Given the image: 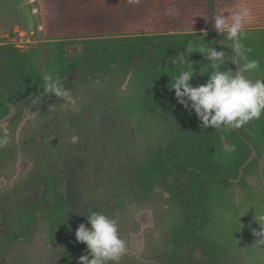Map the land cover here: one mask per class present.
Returning a JSON list of instances; mask_svg holds the SVG:
<instances>
[{"label":"rangeland","instance_id":"374dc122","mask_svg":"<svg viewBox=\"0 0 264 264\" xmlns=\"http://www.w3.org/2000/svg\"><path fill=\"white\" fill-rule=\"evenodd\" d=\"M147 2L151 9L135 11L142 16L130 31L217 33L206 21L208 0ZM222 8L247 9L243 39L255 51L264 49V0H216L214 13ZM47 14L39 0H0V44L34 51L35 63L46 72L53 42L105 36L57 33L66 24L53 29ZM97 74L68 78L62 85L70 90L69 100H18L0 119V136L9 138L0 148V234L10 227L16 206L42 201L44 176L57 168L78 223L90 226L85 216L92 211L118 217L127 245L118 264H164L181 210L169 193L171 180L143 182L141 167L148 147L164 138L166 127L139 107L131 73ZM245 75L255 80L264 77V70ZM73 136L79 138L76 143ZM221 147L219 160L229 166L228 177L212 196L205 235L227 251L225 264H264V246L253 235L260 229L255 219L264 214V137L256 125L246 124L222 137ZM0 264H61L46 223L37 225L30 240L0 239Z\"/></svg>","mask_w":264,"mask_h":264},{"label":"trees","instance_id":"16d2710c","mask_svg":"<svg viewBox=\"0 0 264 264\" xmlns=\"http://www.w3.org/2000/svg\"><path fill=\"white\" fill-rule=\"evenodd\" d=\"M216 0H208L210 18ZM175 32H134L118 36L62 38L49 47L46 72L38 68L33 52H26L11 43L0 44V119L18 100L40 101L46 74L59 76L62 84L71 76L98 75L111 70L131 73L137 80L135 96L139 107L166 127L164 138L148 147L142 164V181L171 180L169 193L180 207V224L172 235V248L164 264H225L227 251L209 240L205 230L209 222V204L214 191L226 181L229 166L220 163L221 138L237 129L202 128L193 110L177 102L169 88L171 76L193 64L196 72L190 83H204L211 69L200 52L193 51L184 64L177 54L189 42L199 48L231 44L222 35ZM0 42H2L0 40ZM247 59L258 60L257 70H264V49L255 51L249 40H242ZM49 46V45H46ZM228 62L222 70H236L231 62L234 53L224 48ZM243 61V60H242ZM46 96L42 98L45 99ZM248 124L256 125L264 137V114ZM64 176L53 168L44 176L41 202L20 204L12 211V223L0 239L5 242L30 240L37 225L45 222L49 238L58 250L61 264H78V257L87 254L86 245L77 242L78 223L62 188ZM196 252L198 253L196 255Z\"/></svg>","mask_w":264,"mask_h":264},{"label":"clouds","instance_id":"9594fccd","mask_svg":"<svg viewBox=\"0 0 264 264\" xmlns=\"http://www.w3.org/2000/svg\"><path fill=\"white\" fill-rule=\"evenodd\" d=\"M138 3L139 0H129ZM227 12V15L224 13ZM248 10H229L222 8L215 12L210 19L218 35L231 44H224L217 50L216 47H195L191 42L184 46L185 51L177 54L179 63L184 64L188 56L197 51L204 55L209 62L211 72L207 80L196 86L190 81L196 69L193 64H188L184 70L171 76L169 88L174 90L177 102L185 109L193 110L201 122L202 128L211 126L214 129H238L254 119H259L264 113V77L255 80L245 75L247 72L259 68L258 60H249L245 53L249 51L242 43L244 20ZM207 35L203 30V39ZM224 48H230L235 54L231 62L237 65L236 70H222L228 62ZM244 63L241 64L240 61ZM42 91L36 95L42 100L44 96H55L69 100L70 90L65 89L59 76L46 74L43 77ZM77 136L72 137V142L78 141ZM9 143L7 135L0 136V148ZM85 216V215H84ZM88 225L80 223L75 229L77 242L86 245L87 254L78 257V264H118L120 257L126 252V241L119 233V219L102 212L92 211L85 216ZM259 224V231L253 229L257 237L258 246H264V214L255 219Z\"/></svg>","mask_w":264,"mask_h":264},{"label":"crops","instance_id":"0c3cea01","mask_svg":"<svg viewBox=\"0 0 264 264\" xmlns=\"http://www.w3.org/2000/svg\"><path fill=\"white\" fill-rule=\"evenodd\" d=\"M39 1L40 8L48 13L46 18L53 29L59 28L61 23L66 24L64 30L57 32L64 35L118 36L134 33L129 28L142 16L134 15L135 11L143 14L152 7L147 0H139L138 3H130L129 0Z\"/></svg>","mask_w":264,"mask_h":264}]
</instances>
